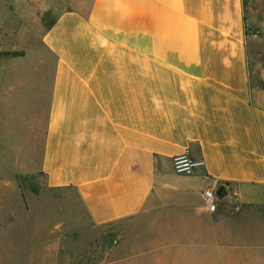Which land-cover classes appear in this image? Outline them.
<instances>
[{
	"label": "crops",
	"instance_id": "0c3cea01",
	"mask_svg": "<svg viewBox=\"0 0 264 264\" xmlns=\"http://www.w3.org/2000/svg\"><path fill=\"white\" fill-rule=\"evenodd\" d=\"M41 45L44 187L75 190L96 225L158 221L139 250L155 264H238L237 250L264 248V67L248 65L264 52V0H90ZM183 152L203 168L175 174ZM213 184L227 196L209 213Z\"/></svg>",
	"mask_w": 264,
	"mask_h": 264
},
{
	"label": "rangeland",
	"instance_id": "374dc122",
	"mask_svg": "<svg viewBox=\"0 0 264 264\" xmlns=\"http://www.w3.org/2000/svg\"><path fill=\"white\" fill-rule=\"evenodd\" d=\"M89 2L0 0V264H155L139 250L148 239L143 231L158 221L96 225L75 190L41 183L52 66L41 36L62 11L83 15ZM256 57H249L250 71L264 67V52ZM235 253L238 264H264V248Z\"/></svg>",
	"mask_w": 264,
	"mask_h": 264
},
{
	"label": "built area",
	"instance_id": "2783aa9c",
	"mask_svg": "<svg viewBox=\"0 0 264 264\" xmlns=\"http://www.w3.org/2000/svg\"><path fill=\"white\" fill-rule=\"evenodd\" d=\"M171 166L172 170L175 174L178 175H191L195 170L203 168L204 163L202 159H195L191 157L187 152H183L181 154L175 155L171 158ZM218 186L213 184L205 187L201 196L206 205V210L209 213H214L217 210L219 197L216 196V191ZM227 196V191L225 190V194L223 197ZM232 210L237 212L238 206L234 205Z\"/></svg>",
	"mask_w": 264,
	"mask_h": 264
},
{
	"label": "water",
	"instance_id": "95a60500",
	"mask_svg": "<svg viewBox=\"0 0 264 264\" xmlns=\"http://www.w3.org/2000/svg\"><path fill=\"white\" fill-rule=\"evenodd\" d=\"M224 194H225V191H224L223 186H219L217 191H216V196L220 198V197L224 196Z\"/></svg>",
	"mask_w": 264,
	"mask_h": 264
},
{
	"label": "trees",
	"instance_id": "16d2710c",
	"mask_svg": "<svg viewBox=\"0 0 264 264\" xmlns=\"http://www.w3.org/2000/svg\"><path fill=\"white\" fill-rule=\"evenodd\" d=\"M264 210V209H263Z\"/></svg>",
	"mask_w": 264,
	"mask_h": 264
}]
</instances>
